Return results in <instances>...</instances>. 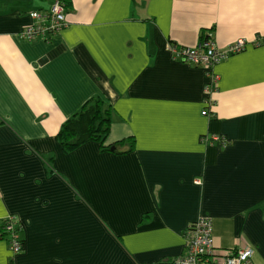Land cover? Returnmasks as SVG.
<instances>
[{
    "label": "crops",
    "instance_id": "1",
    "mask_svg": "<svg viewBox=\"0 0 264 264\" xmlns=\"http://www.w3.org/2000/svg\"><path fill=\"white\" fill-rule=\"evenodd\" d=\"M70 1L46 40L20 31L52 0H0V223L24 240L12 255L0 239V264H171L204 215L219 252L264 264V0ZM206 36L251 41L215 65L212 116L205 68L169 51ZM96 94L107 141L134 136L133 151H62L61 124Z\"/></svg>",
    "mask_w": 264,
    "mask_h": 264
},
{
    "label": "built area",
    "instance_id": "2",
    "mask_svg": "<svg viewBox=\"0 0 264 264\" xmlns=\"http://www.w3.org/2000/svg\"><path fill=\"white\" fill-rule=\"evenodd\" d=\"M51 13L46 15L39 10H32L29 16L32 22L20 31V36L25 39L46 38L51 33H59L68 24V15L65 11L64 0H52ZM45 20V21H43ZM47 20V21H46ZM41 21V23H40ZM45 23V24H44ZM47 23V24H46ZM53 36V35H52ZM259 36L254 39L256 45ZM247 38H238L224 49L212 39H202L196 46L169 45L171 56L176 61L188 62L196 66H203L206 70L208 82L205 87L206 105L213 102L211 94L217 90L220 76L214 71L216 64L224 61L229 56L243 51L249 44ZM202 113L208 115L205 108ZM212 140L226 143V138L214 136ZM5 229L8 231V241L12 255L23 250V240L20 225L16 218L8 217ZM253 247H243L231 252H219L213 239V222L208 216H201L186 230V253L177 256L171 264H254Z\"/></svg>",
    "mask_w": 264,
    "mask_h": 264
},
{
    "label": "trees",
    "instance_id": "3",
    "mask_svg": "<svg viewBox=\"0 0 264 264\" xmlns=\"http://www.w3.org/2000/svg\"><path fill=\"white\" fill-rule=\"evenodd\" d=\"M64 2L66 3L65 11L68 12V7L71 4V1L64 0ZM50 7L45 9H40L39 11L48 15L51 13ZM57 34L58 33H51L45 39L49 40L50 38H52L54 35ZM202 39H209V37L206 36ZM212 105L213 102L210 103L209 105H205L204 103V109L206 108L208 110V115L212 114L209 109ZM111 110L112 108L110 103L107 102L102 95L96 94L90 97L72 116H70L61 124L59 131L57 133V139L62 148V151L65 154H70L88 142L97 143L99 145V149L101 152L126 154L133 151L135 149L134 136H128L126 138L117 140L112 143L107 142V138L110 133V127L112 123ZM222 143L223 142H220V144ZM44 159L50 165L51 162L54 161L55 155L53 153L45 154ZM148 216L149 215L144 216L145 220L148 218ZM5 227H6V222L2 221L0 223V239H3L4 237H7L8 234H10L5 229ZM18 230L21 231L20 225L18 226ZM23 246H24V240H23Z\"/></svg>",
    "mask_w": 264,
    "mask_h": 264
},
{
    "label": "rangeland",
    "instance_id": "4",
    "mask_svg": "<svg viewBox=\"0 0 264 264\" xmlns=\"http://www.w3.org/2000/svg\"><path fill=\"white\" fill-rule=\"evenodd\" d=\"M69 23V22H68ZM68 25V24H67ZM66 25V26H67ZM260 37V36H259ZM239 38H242V37H239ZM238 38H236L235 40H237ZM235 40H233V41H231L230 43H233V42H235ZM259 42V41H258ZM230 43H228L225 47H227ZM173 44H175V43H173ZM175 45H177V44H175ZM177 46H179V45H177ZM220 46V45H219ZM220 48H222V49H224V47H221L220 46ZM170 51V50H169ZM171 54V53H170ZM232 56V55H231ZM230 57V56H229ZM228 57V58H229ZM212 98V97H211ZM204 103H205V105H206V98H205V101H204ZM206 115V114H205ZM207 116V115H206ZM208 116H211L210 114L208 115ZM107 140H108V138H107ZM108 142V141H107ZM108 143H112V142H108ZM5 220H7V218L6 219H4L3 221H5ZM226 253V252H225ZM254 263V262H253Z\"/></svg>",
    "mask_w": 264,
    "mask_h": 264
}]
</instances>
